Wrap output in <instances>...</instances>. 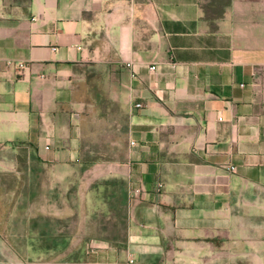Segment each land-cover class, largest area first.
<instances>
[{
    "label": "crops",
    "instance_id": "crops-1",
    "mask_svg": "<svg viewBox=\"0 0 264 264\" xmlns=\"http://www.w3.org/2000/svg\"><path fill=\"white\" fill-rule=\"evenodd\" d=\"M95 66L120 70L128 114L125 153L102 160L82 138ZM22 146L0 264H264V0H0V176ZM67 194L123 233L48 228Z\"/></svg>",
    "mask_w": 264,
    "mask_h": 264
},
{
    "label": "rangeland",
    "instance_id": "rangeland-1",
    "mask_svg": "<svg viewBox=\"0 0 264 264\" xmlns=\"http://www.w3.org/2000/svg\"><path fill=\"white\" fill-rule=\"evenodd\" d=\"M121 87V74L117 68L95 66L83 71L80 76L79 93L84 117L82 130L83 149L85 153L93 151L95 158L99 160H102L105 155L119 157L126 150L124 140L128 114L124 99L121 96ZM30 152L29 147H18L13 169L20 173H16L14 177L0 176V185H14L17 187L15 195L3 193L6 190L1 188L0 200L2 202L6 203V201L12 200L11 198L14 197V201L20 207L27 200V195L23 191L26 179L23 171L28 168L27 156ZM36 182L35 188L33 185L31 198L33 204L35 202L38 205L40 201L39 187L37 186L39 179H36ZM103 183L104 181L100 180L94 186L102 185ZM116 184H120L119 180H116ZM49 189L51 188L49 187ZM47 197L51 199L53 195L48 193ZM63 197L69 201L68 207L66 209L49 208L47 210L46 216L49 220L48 223L51 224L47 226L48 228H57L58 231H63L65 236L71 233L75 234L78 231L80 237L84 238L98 234L112 236L115 230L117 235L120 232L123 233V226L107 224L109 220L103 216V209L94 208L95 204H93L91 195L88 198V195L81 194L79 201L75 198V195L67 194L63 195ZM101 198L103 200V195ZM115 202L117 203V200ZM116 206L118 207V205ZM16 212L18 213L19 210L17 209ZM6 213V210L0 209V216H4ZM119 213L117 210L116 214L119 215ZM41 216L44 217L39 210H32V217ZM79 244L82 245L84 242Z\"/></svg>",
    "mask_w": 264,
    "mask_h": 264
},
{
    "label": "trees",
    "instance_id": "trees-1",
    "mask_svg": "<svg viewBox=\"0 0 264 264\" xmlns=\"http://www.w3.org/2000/svg\"><path fill=\"white\" fill-rule=\"evenodd\" d=\"M111 183H112V182H110V181H106V182H105L106 185L111 184ZM113 183H114V181H113ZM113 183H112V184H113ZM103 184H104V183H103ZM104 197H105V199L111 200V203H112L113 200H114V199H112V198H115V199L117 200V203H118V204H119V203L124 204V203L126 202V197H125V196H121L120 198H116L114 195H111V194L108 195V194H106V195H104ZM116 200H115V201H116ZM111 203H110V204H111ZM115 203H116V202H115ZM112 204H113V203H112ZM118 204H117V205H118ZM118 208H119V205H118V207H117V210H118V212H120V209H118ZM117 210H116V211H117Z\"/></svg>",
    "mask_w": 264,
    "mask_h": 264
},
{
    "label": "built area",
    "instance_id": "built-area-1",
    "mask_svg": "<svg viewBox=\"0 0 264 264\" xmlns=\"http://www.w3.org/2000/svg\"><path fill=\"white\" fill-rule=\"evenodd\" d=\"M23 66H24V65L21 63V64H20V67H23ZM150 68H151V69H156V66H151ZM137 106H139V107L142 106V103L137 104ZM230 169L233 170V169H235V167L231 166Z\"/></svg>",
    "mask_w": 264,
    "mask_h": 264
}]
</instances>
